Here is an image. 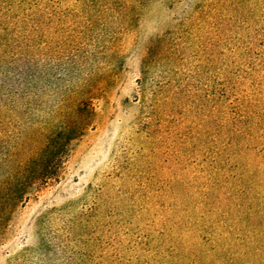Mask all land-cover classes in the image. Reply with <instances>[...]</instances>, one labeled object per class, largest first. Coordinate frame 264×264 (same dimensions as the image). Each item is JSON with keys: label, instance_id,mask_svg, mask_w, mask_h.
Instances as JSON below:
<instances>
[{"label": "trees", "instance_id": "16d2710c", "mask_svg": "<svg viewBox=\"0 0 264 264\" xmlns=\"http://www.w3.org/2000/svg\"><path fill=\"white\" fill-rule=\"evenodd\" d=\"M44 1L0 0V115L30 110L35 101L31 40ZM206 2L187 20L192 32L210 30L206 83L178 65L173 78L156 79L170 56L160 41L147 46L141 62L137 133L160 145L164 191L135 192L133 179L128 193L122 181L111 188L105 182L96 187L93 206H74L94 224L95 264H264V2ZM175 54L179 62L182 53ZM86 76L65 91L58 104L66 116L36 147L8 145L0 152V238L12 213L58 180L67 145L84 132L82 115L96 86ZM78 215L57 230L65 234L63 247L74 241L64 264H86L78 238L87 226L75 223Z\"/></svg>", "mask_w": 264, "mask_h": 264}, {"label": "rangeland", "instance_id": "374dc122", "mask_svg": "<svg viewBox=\"0 0 264 264\" xmlns=\"http://www.w3.org/2000/svg\"><path fill=\"white\" fill-rule=\"evenodd\" d=\"M127 1L45 0L38 6L44 17L34 20L31 40L30 80L35 101L30 110L1 113L0 152L36 147L66 116V108L58 104L65 91L86 75L96 83L95 94L91 108L82 115L87 124L84 132L65 149L58 180L12 213L0 238V264H13L30 250L24 260L17 259L18 264H40L42 260L64 264L66 247L74 241L63 247L65 234L60 235L58 227L74 221L78 215L74 206H93L96 187L105 182L111 188L113 181H122L128 193L133 191L129 187L133 179L139 184L135 192L164 191V174L156 160L160 145L156 139L143 141L137 133L143 117L137 100L141 62L147 46L160 41L170 56L158 66L156 79L173 78L171 71L178 65L194 71V79L206 83L210 30L192 32L187 21L206 0H136L131 6ZM198 35L202 37L195 43ZM176 50L182 53L179 62L177 54L171 55ZM79 217L75 223L87 226L78 238L80 248L88 256L86 264H95L94 224L89 216ZM57 220L63 225L55 224Z\"/></svg>", "mask_w": 264, "mask_h": 264}]
</instances>
